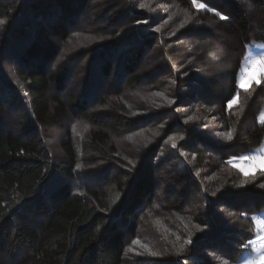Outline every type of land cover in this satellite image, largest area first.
I'll list each match as a JSON object with an SVG mask.
<instances>
[{
  "label": "trees",
  "instance_id": "obj_1",
  "mask_svg": "<svg viewBox=\"0 0 264 264\" xmlns=\"http://www.w3.org/2000/svg\"><path fill=\"white\" fill-rule=\"evenodd\" d=\"M202 2L176 39L139 0H0V264H127L147 212L166 226L158 264H240L264 213V172L229 161L264 141V77L238 87L248 46L264 41V0ZM79 36L97 39L73 46ZM193 39L202 54L174 45ZM165 75L172 105L130 98ZM191 103L217 119L186 121ZM142 129L154 136L140 164L115 137ZM197 196L202 230L189 232Z\"/></svg>",
  "mask_w": 264,
  "mask_h": 264
},
{
  "label": "rangeland",
  "instance_id": "obj_2",
  "mask_svg": "<svg viewBox=\"0 0 264 264\" xmlns=\"http://www.w3.org/2000/svg\"><path fill=\"white\" fill-rule=\"evenodd\" d=\"M140 5H143L144 7H152L151 11L152 13L159 12L160 22L157 24V26L154 28L155 31H158L161 34L174 37L176 36V39H179L182 37V32L189 26H195L197 21L199 19L198 13H202V11H207L208 5H206L202 0H192L190 2V7H184L181 6L179 3L173 2V0H139ZM178 37V38H177ZM78 42H73V46L76 44H93L96 42V37L92 36H79L76 38ZM189 41V40H188ZM183 41L179 42L178 44H174L176 47H188V50L190 53L195 54H202V39L192 40L191 42ZM210 44V45H209ZM212 43H208L207 46L211 47ZM246 73H250V79L245 81V87H240V80L241 77L244 76ZM264 77V41H252L250 45L248 46L247 53L245 55V58L243 60L239 75H238V87L242 90L248 89L253 83H258L260 79ZM164 80H152L150 82V85L152 86L151 91L150 88L141 91H135L129 94L130 98L132 100H145L147 99L150 101V103L156 104L158 106L155 111H158L159 109H162L163 107L160 105L161 101H166L167 104L170 106L174 103L175 98L172 97L168 92L171 90L172 80L165 75ZM195 96L196 94L193 93ZM134 98V99H133ZM138 98V99H136ZM130 101V99H129ZM233 101H235L232 104H236L239 99L235 98ZM190 102V101H189ZM190 107H186L185 111L179 110L180 113L186 114L187 118L186 121L193 123L196 122L197 124H202V115L204 119L207 121H215L217 118H212V109H206L202 106H197L195 104H189ZM184 108V107H183ZM172 109H174L172 107ZM177 111V113H179ZM140 113V112H139ZM138 113V114H139ZM145 114V113H144ZM12 120V118H9ZM259 120L261 122H264V108L261 111L259 115ZM14 121L18 122V119L16 118ZM86 124V123H85ZM83 125L78 128L79 133H85V130L88 129V125ZM166 127H157L156 131L154 132L163 134ZM60 139V136L58 134L55 135ZM153 130H140L137 133H129L125 136H118L115 137V140L118 145V149L120 150L121 156L125 159L129 156H132V160L138 161L140 164L142 161H144L145 156H143V150L145 148H149L153 145ZM166 137V135H165ZM178 135H171L167 142H171L174 144V141H181L183 136H180L178 138ZM58 142L56 139L54 143ZM253 156L262 157V159L256 164L254 168H250L249 164L250 161L246 160L244 158H251ZM166 156L161 155L160 158H163ZM197 158V156H194ZM130 158V157H129ZM140 160V161H139ZM229 163L231 166L238 171H241V167L249 169V174L247 176H254L256 174H261L264 172V141L257 147L251 149L247 153L235 156L230 158ZM244 175V174H243ZM84 181H86V178H83ZM88 181V180H87ZM194 200V205L192 208H190L192 213L191 217L184 218L186 221L184 222L187 225L188 231L191 232H199L202 230V226L197 225V223L194 220H197L200 218L202 221L201 215V206H202V197L200 198L197 196L195 198H191ZM191 218V219H190ZM254 224H255V234L251 238V240H255V244H249L250 250L246 251L242 257L240 258V264H248L249 261H255V264H264V261H261L260 253L261 251H264V241H261L259 239L260 236L264 235V213L260 214H253L252 215ZM190 219V220H189ZM193 220V221H192ZM152 222V223H151ZM259 225V226H258ZM152 226V227H151ZM154 226H156L154 228ZM158 230L166 227L161 222H159V218H156L152 212H147V215L142 223V233L139 238H137L132 245L129 247L127 251V260L129 261L127 264H137L140 262L145 261V264H158L154 261L156 257H158L157 253V239L156 237V228ZM157 230V231H158ZM162 231V230H161ZM153 253H156L153 255ZM144 259V260H143ZM153 260V261H151ZM150 262V263H149Z\"/></svg>",
  "mask_w": 264,
  "mask_h": 264
},
{
  "label": "snow or ice",
  "instance_id": "obj_3",
  "mask_svg": "<svg viewBox=\"0 0 264 264\" xmlns=\"http://www.w3.org/2000/svg\"><path fill=\"white\" fill-rule=\"evenodd\" d=\"M5 23V21L3 19H0V25H3ZM62 59V57H61ZM250 79V73H246L244 76L241 77L240 80V87H245V81ZM259 82V81H258ZM235 101H229V107H231L232 103H234ZM228 139L231 140L232 137L231 135L228 136ZM246 160L250 161L249 167L250 168H254L256 166V164L262 159V157H257V156H253L251 158H244ZM241 171L243 172V174L245 176H247L249 174V169L241 167ZM262 187H264V185H262ZM259 239L261 241H264V235L260 236ZM190 242V241H189ZM256 241L255 240H249V244H255ZM156 253H153V255H155ZM260 256H264V251H261ZM248 264H255V261H249Z\"/></svg>",
  "mask_w": 264,
  "mask_h": 264
},
{
  "label": "clouds",
  "instance_id": "obj_4",
  "mask_svg": "<svg viewBox=\"0 0 264 264\" xmlns=\"http://www.w3.org/2000/svg\"><path fill=\"white\" fill-rule=\"evenodd\" d=\"M259 226V225H258ZM261 261H264V256L261 257Z\"/></svg>",
  "mask_w": 264,
  "mask_h": 264
}]
</instances>
